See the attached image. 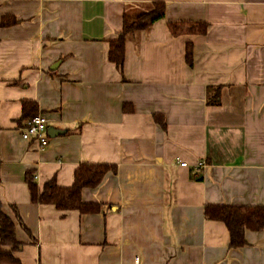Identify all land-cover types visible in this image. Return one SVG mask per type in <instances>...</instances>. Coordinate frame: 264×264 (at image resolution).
<instances>
[{
	"label": "crops",
	"instance_id": "obj_1",
	"mask_svg": "<svg viewBox=\"0 0 264 264\" xmlns=\"http://www.w3.org/2000/svg\"><path fill=\"white\" fill-rule=\"evenodd\" d=\"M155 2L165 17L128 36L118 68L110 41ZM1 22L0 212L22 246L0 264H264V228L230 247L205 215L264 207V0H0ZM37 114L64 131L45 148L22 137ZM83 163L116 167L83 191L100 212L32 201L29 171L68 187Z\"/></svg>",
	"mask_w": 264,
	"mask_h": 264
},
{
	"label": "trees",
	"instance_id": "obj_2",
	"mask_svg": "<svg viewBox=\"0 0 264 264\" xmlns=\"http://www.w3.org/2000/svg\"><path fill=\"white\" fill-rule=\"evenodd\" d=\"M166 4L155 2L148 10L140 11L133 18L125 16L122 31L118 37L110 41L109 59L122 69L125 62L126 42L131 34L150 28L156 21L165 17ZM0 24H4L1 22ZM170 28L175 35L181 34H205L208 24L178 23L171 22ZM194 48L192 44L187 46V62L193 65ZM28 103H25V107ZM36 115H33L29 121ZM1 164V161H0ZM116 167L111 164L83 163L75 173V180L71 186H60L53 178L45 183L42 189L39 188L35 173L29 171L26 181L31 191L32 201L39 204H50L61 211L78 210L82 214L98 213L102 210L103 204L98 202H87L83 199V191L86 188L95 189L101 185L109 172H115ZM13 211L21 221V217L13 206ZM205 215L208 219L222 221L226 224L230 233V247H242L247 244L246 231H260L264 228V207L263 206H240L227 204H209L205 208ZM22 243L16 237V222L7 213L0 212V263H19L13 255ZM3 247H11V250H4Z\"/></svg>",
	"mask_w": 264,
	"mask_h": 264
},
{
	"label": "built area",
	"instance_id": "obj_3",
	"mask_svg": "<svg viewBox=\"0 0 264 264\" xmlns=\"http://www.w3.org/2000/svg\"><path fill=\"white\" fill-rule=\"evenodd\" d=\"M49 119L44 114L34 116L22 130V137L25 140L36 141L41 148L49 145ZM183 166H187V162H181ZM206 166L204 161L198 162L195 167L201 170ZM135 264H139V257L136 258Z\"/></svg>",
	"mask_w": 264,
	"mask_h": 264
},
{
	"label": "water",
	"instance_id": "obj_4",
	"mask_svg": "<svg viewBox=\"0 0 264 264\" xmlns=\"http://www.w3.org/2000/svg\"><path fill=\"white\" fill-rule=\"evenodd\" d=\"M55 66L53 68H55ZM63 132L64 131L58 130V129L54 128V127H49V135L51 137H54V136H56L58 134H62ZM199 178H202V176H200Z\"/></svg>",
	"mask_w": 264,
	"mask_h": 264
}]
</instances>
